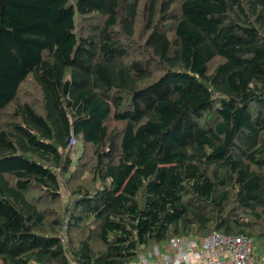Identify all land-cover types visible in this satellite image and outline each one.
<instances>
[{
    "label": "trees",
    "instance_id": "1",
    "mask_svg": "<svg viewBox=\"0 0 264 264\" xmlns=\"http://www.w3.org/2000/svg\"><path fill=\"white\" fill-rule=\"evenodd\" d=\"M213 230L264 254V0H0V264Z\"/></svg>",
    "mask_w": 264,
    "mask_h": 264
},
{
    "label": "built area",
    "instance_id": "2",
    "mask_svg": "<svg viewBox=\"0 0 264 264\" xmlns=\"http://www.w3.org/2000/svg\"><path fill=\"white\" fill-rule=\"evenodd\" d=\"M75 142L71 136L68 146ZM127 264H264V254L254 252L251 237L213 230L204 236H176L154 244Z\"/></svg>",
    "mask_w": 264,
    "mask_h": 264
},
{
    "label": "rangeland",
    "instance_id": "3",
    "mask_svg": "<svg viewBox=\"0 0 264 264\" xmlns=\"http://www.w3.org/2000/svg\"><path fill=\"white\" fill-rule=\"evenodd\" d=\"M76 150H73L71 152V156L74 157L75 155V151H78L79 150V145H76ZM61 194H62V198L63 200H66V198L68 197V194H67V189L65 187L61 188Z\"/></svg>",
    "mask_w": 264,
    "mask_h": 264
}]
</instances>
